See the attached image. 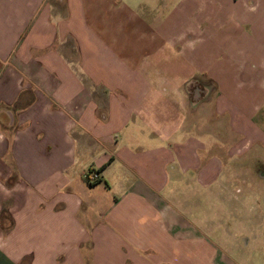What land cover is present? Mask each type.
<instances>
[{"label": "crops", "instance_id": "crops-1", "mask_svg": "<svg viewBox=\"0 0 264 264\" xmlns=\"http://www.w3.org/2000/svg\"><path fill=\"white\" fill-rule=\"evenodd\" d=\"M198 1H211L205 28L166 33L123 0H0V264L230 263L180 182L236 198L231 157L261 132L198 33H228L231 17L264 33V6ZM168 45L200 82L151 78ZM204 101L238 136L225 153L197 121Z\"/></svg>", "mask_w": 264, "mask_h": 264}, {"label": "rangeland", "instance_id": "rangeland-1", "mask_svg": "<svg viewBox=\"0 0 264 264\" xmlns=\"http://www.w3.org/2000/svg\"><path fill=\"white\" fill-rule=\"evenodd\" d=\"M242 1L229 0L230 7H241ZM123 2L128 3L135 19L146 23L152 30L160 25L159 27H164L166 33H196L199 26L205 28L207 25L205 6L212 7L211 1L202 2V6L198 0H123ZM263 6L264 0H261V7ZM217 21L221 23L220 19ZM262 23L253 20L242 22L239 19L236 22L232 21L231 17L228 22V33H198L202 34L200 40L205 42V45L199 44V50L207 49L215 60H229L228 66L225 63L224 70L229 80V92L232 96L239 93L237 96L242 97L239 104L250 110V120L261 132V141L250 144V148L239 157L231 155V158L236 160V164L231 165L235 182L229 180L230 182L224 184H228L236 198L229 194L224 195L225 193L218 194V191H214L213 195L211 192L201 194L199 189H194L195 185L187 186L186 183L180 182L178 196L180 201H183L182 207H192L195 212L193 217L205 216V219L208 218L220 227L215 229L214 238L226 250L230 260L228 264H264V33L256 28L257 24ZM207 34L211 36L208 39ZM168 49L169 45L166 46V51L160 50L159 54L154 56L155 60L151 62L153 66L152 72L150 71L151 78L186 76L200 82L198 71L186 66L188 64L186 58L179 56L178 53H170ZM213 88L214 86L209 88L206 98L211 96L210 89ZM214 92L215 90L213 94ZM205 102L203 104L205 110L199 114L197 121L204 122L202 129L216 132L211 133L214 134L213 150L219 148V152L225 153L226 147L237 141L238 136L228 129L227 117L223 122L218 119V124L215 123L212 104ZM219 142L222 143L221 146L218 145ZM240 163L244 165L238 166ZM233 206H242L244 211L236 215L224 213L225 207ZM216 214L220 217L222 225L216 220ZM226 233L229 234L225 238L223 234ZM234 238L239 242L236 250H233Z\"/></svg>", "mask_w": 264, "mask_h": 264}, {"label": "built area", "instance_id": "built-area-1", "mask_svg": "<svg viewBox=\"0 0 264 264\" xmlns=\"http://www.w3.org/2000/svg\"><path fill=\"white\" fill-rule=\"evenodd\" d=\"M85 178L88 182H94L97 179V174L95 172H89L85 175Z\"/></svg>", "mask_w": 264, "mask_h": 264}, {"label": "trees", "instance_id": "trees-1", "mask_svg": "<svg viewBox=\"0 0 264 264\" xmlns=\"http://www.w3.org/2000/svg\"><path fill=\"white\" fill-rule=\"evenodd\" d=\"M84 179H85V181H86L87 183H89V184H90V182H88V181L86 180V178H84ZM97 179H98V178H97ZM97 179H96V180H97ZM96 180H95V181H96Z\"/></svg>", "mask_w": 264, "mask_h": 264}]
</instances>
